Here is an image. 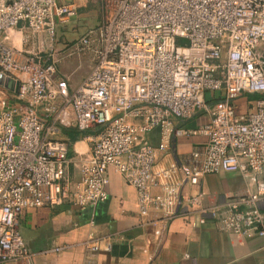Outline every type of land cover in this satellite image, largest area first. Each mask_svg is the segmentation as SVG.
I'll list each match as a JSON object with an SVG mask.
<instances>
[{
    "label": "built area",
    "instance_id": "2783aa9c",
    "mask_svg": "<svg viewBox=\"0 0 264 264\" xmlns=\"http://www.w3.org/2000/svg\"><path fill=\"white\" fill-rule=\"evenodd\" d=\"M100 4L99 25L71 46L76 52L91 48L93 68L70 91L55 81L52 59L57 20L74 17L76 6L0 0V35L24 23L43 36L41 50L50 59L43 63L41 54H23L0 41V73L24 78L19 97L28 96L25 104L1 100L0 264H32L19 230L25 211L65 200L78 208L104 202L110 172L135 190L140 226L197 213L199 224L210 220L239 242L264 237V0ZM211 93L220 100L208 102ZM253 94L263 97L237 115L235 101ZM67 109L75 128L89 132L73 189L66 176L68 143L55 139ZM198 114L206 116L204 124L181 126ZM154 130L156 147L149 141ZM182 137L201 141L178 158L173 140ZM219 173H239L253 191L213 208L201 207V194L186 193L204 176ZM85 245L101 249L98 241Z\"/></svg>",
    "mask_w": 264,
    "mask_h": 264
},
{
    "label": "crops",
    "instance_id": "0c3cea01",
    "mask_svg": "<svg viewBox=\"0 0 264 264\" xmlns=\"http://www.w3.org/2000/svg\"><path fill=\"white\" fill-rule=\"evenodd\" d=\"M64 1L76 6V15L66 21L57 20L55 43L62 24L75 20V24H67V44L63 41V46L70 52L57 58L55 49L52 62L55 65V81L65 82L73 91L90 73L94 56L91 48L76 52L71 46L95 27L81 23L77 0ZM80 31L83 32L75 35ZM0 41L23 54L48 56V51L41 50L43 36L33 33L24 23L1 34ZM44 45H47L46 42ZM42 62H50V59H42ZM10 77L19 83L18 93L0 86V110L2 99L12 104L27 103L26 94L22 99L19 97L20 90H26V81L21 76ZM252 101L247 96L236 100V114L246 113ZM63 116L55 139L68 143L70 164L66 176L73 189L79 180L76 161L89 151L88 134L80 135L71 142L66 131L78 130L70 110H65ZM206 121V116L198 114L181 123V126L193 129ZM149 141L152 146L158 145L159 130L149 134ZM199 141L201 139L197 137L174 139L175 155L178 158L187 156ZM109 180L107 199L94 206L78 208L65 200L60 206L27 210L21 215L19 230L32 254V264H264V237L239 242L235 237L218 231L210 220L199 224L197 213L188 219L179 217L169 222L140 226L136 217L135 190L114 172H110ZM251 191L253 187L239 173H219L204 176L196 187L186 193L191 196L201 194V207L213 208L222 206L229 197ZM261 208L264 214V204ZM150 219L156 220V215L152 214ZM89 241L101 242V249L90 251L85 245ZM54 247H61V250L56 253Z\"/></svg>",
    "mask_w": 264,
    "mask_h": 264
},
{
    "label": "rangeland",
    "instance_id": "374dc122",
    "mask_svg": "<svg viewBox=\"0 0 264 264\" xmlns=\"http://www.w3.org/2000/svg\"><path fill=\"white\" fill-rule=\"evenodd\" d=\"M76 3L78 6V17L80 18L81 23H84L85 25H90L89 27H96L101 21L100 0H77ZM74 21L71 20V21H68L67 23L62 24V27L59 29V32H57V35H58L57 39L58 40L56 43H54V47H53L54 52H55V49H57L56 50L57 58H59L60 56H64L66 54H69L68 52H70V51H67L68 48L63 46V45H65L64 42H66V44H67V40H66V36H65L68 34L67 24H72V23L75 24ZM82 32L83 31H80L79 33L75 32V35L81 34ZM67 46H69V44ZM210 95L216 96V95H218V93H211Z\"/></svg>",
    "mask_w": 264,
    "mask_h": 264
},
{
    "label": "trees",
    "instance_id": "16d2710c",
    "mask_svg": "<svg viewBox=\"0 0 264 264\" xmlns=\"http://www.w3.org/2000/svg\"><path fill=\"white\" fill-rule=\"evenodd\" d=\"M246 96H247V98H249L251 100L252 99L255 100V99H259V98L263 97L262 95H258V94L246 95ZM206 99L210 103H215V102L220 100V97H219V95L213 96V95L207 94ZM85 133L89 134V132H80V131H74V130H67L66 131V134H67V136L71 142L76 141L80 137V135L82 136Z\"/></svg>",
    "mask_w": 264,
    "mask_h": 264
},
{
    "label": "water",
    "instance_id": "95a60500",
    "mask_svg": "<svg viewBox=\"0 0 264 264\" xmlns=\"http://www.w3.org/2000/svg\"><path fill=\"white\" fill-rule=\"evenodd\" d=\"M0 86H3L4 88H6V89H8L14 93H18L19 83L16 82L15 80H13V78L8 77V76H4L1 73H0Z\"/></svg>",
    "mask_w": 264,
    "mask_h": 264
}]
</instances>
